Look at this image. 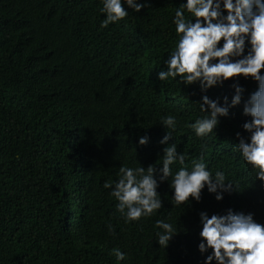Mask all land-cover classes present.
Wrapping results in <instances>:
<instances>
[{"label":"trees","instance_id":"obj_1","mask_svg":"<svg viewBox=\"0 0 264 264\" xmlns=\"http://www.w3.org/2000/svg\"><path fill=\"white\" fill-rule=\"evenodd\" d=\"M136 2L144 5L139 12L125 3L128 15L101 27L104 0H0V264H205L212 250L198 249L201 211L251 212L264 224V182L238 148L250 135L243 101L257 82L240 76L202 92L179 77L160 81L180 39L175 12L186 0ZM234 83L245 89L241 104L197 136L188 125L208 115L202 96L223 105ZM168 115L175 129L162 124ZM167 131L172 138L161 144ZM172 143L184 167L203 157L237 190L218 201L205 187L199 202L177 205L169 176L157 188L162 209L126 222L105 182L114 185L121 166L162 167ZM180 167L171 165L173 175ZM157 220L178 231L166 248Z\"/></svg>","mask_w":264,"mask_h":264},{"label":"clouds","instance_id":"obj_2","mask_svg":"<svg viewBox=\"0 0 264 264\" xmlns=\"http://www.w3.org/2000/svg\"><path fill=\"white\" fill-rule=\"evenodd\" d=\"M125 3L136 12L144 7L136 0H104L101 12L106 18L101 27L123 20L128 15ZM184 9L191 14V19L186 18ZM173 22L180 39L165 61L167 70L158 73L160 81L179 77L185 85L198 82L202 92L240 76L257 82V89L243 101V114L251 117L243 128L250 135L247 139L240 137L238 148L243 159L257 170L255 179L264 182V74H261L264 70V0H186L175 12ZM232 87L234 95L230 102L225 96L223 105L218 99L202 96L201 111L208 115L188 125L197 136H208L216 129L219 117L228 116L230 108L241 104L245 89L238 83ZM162 124L175 129L176 117L168 115L162 119ZM171 138L167 131L160 143L168 144ZM148 139L143 136L139 143L144 145ZM163 153L162 167L121 166L118 181L114 185L111 181L105 182L104 187L112 189L110 194L118 201L117 210L126 222L151 217L162 209L157 188L159 182L168 180L169 176H172L170 188L177 205L190 198L199 202L205 187L209 193H215L218 201L223 199L224 193L237 190L223 171L213 176L203 157L193 161L191 170L184 167L186 156L178 153L176 143L165 147ZM177 160L181 167L173 175L171 165ZM199 216L202 239L198 249L202 254L212 250L205 264H212L213 260L216 264H264V224L256 222L253 213L229 208L223 215L209 216L201 211ZM156 227L161 229L156 234L158 243L166 248L178 231L164 220H157ZM109 230H113L111 225ZM113 253L118 260L125 258V253L118 248L113 249Z\"/></svg>","mask_w":264,"mask_h":264}]
</instances>
